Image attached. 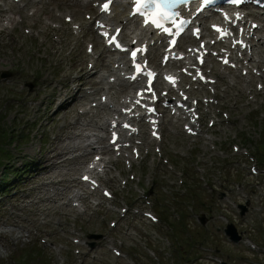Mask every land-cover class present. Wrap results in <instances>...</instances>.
I'll return each mask as SVG.
<instances>
[{"label":"rangeland","instance_id":"obj_1","mask_svg":"<svg viewBox=\"0 0 264 264\" xmlns=\"http://www.w3.org/2000/svg\"><path fill=\"white\" fill-rule=\"evenodd\" d=\"M11 2L18 8L24 0H0V8L5 10L0 16V147L3 148L4 143H7L5 152H10V162L0 167V177L5 176L9 180L6 187L0 185V194L5 189L8 191L0 197V264H92L89 254L93 251V254H97V260L93 264H124L127 259L116 257L108 247L113 246L125 251V243L132 246L128 250L130 254L132 251L139 253V264H171L169 260L173 264H219L206 257L207 255L224 259L227 264H264V250H252L243 242L239 245L230 244L222 233L225 223L231 221L239 233L246 237L249 235L253 244L264 247V173H251L248 167L251 165L250 160L247 154L242 153H255L259 137L264 135V88L256 90L259 93L256 99L252 98V94L242 98L235 90L231 91V95H224L225 84H219L218 88L212 85L205 89L206 92L200 93L201 99L204 98L205 102L210 98L213 108L202 106L200 109L203 127L207 129L203 136H223L222 139L212 143L200 136H189L182 128L184 121L171 131L164 130L160 147L164 152L163 157L167 159L155 158V154L150 151L142 160L134 158L128 163L129 160L126 159L119 171L111 166L108 175L103 176L105 180L101 184L113 192L114 198L107 199L98 193L96 197L102 202L101 205L87 208L79 214L68 207L64 210L68 213L66 217L59 215L62 214V209L66 208L64 199L54 203L55 206H60L55 214L50 210L48 215L47 207L42 206L48 205L49 209H52L48 201L38 203L33 210L32 204L36 196L47 192L44 187L38 188V184L45 180L39 179L38 175L41 174L35 173L33 168L39 166L38 156L40 157L48 147L49 132L54 133L52 131L63 125L60 113L56 115V122L50 121L56 106L48 105L49 92L39 88L46 85L45 81L62 77L65 66L79 63L82 57L80 54L84 55L86 52V45H94L96 41L88 34L93 33L90 31L91 26L87 24L90 10H84L77 16L79 22L86 23L84 36L81 35L75 48V41L70 43L74 51L69 54L65 52V60L57 64L56 59L49 57L50 50L44 49L49 40L55 38L53 31L49 30L41 36L38 30H42L44 22H48L56 28L63 27L61 36H71L67 34V28L73 26L72 23L65 21L58 11L56 13L60 19L44 18V22H39L28 17L27 14L31 13L32 9L16 11L15 7H10ZM61 11L63 13L64 9ZM219 71L225 72L224 78L229 83H234L239 73L222 67ZM39 78L42 81H39ZM257 81L260 80L252 81L251 89H256ZM217 90L218 96L211 97V93ZM44 94L46 97L40 110L36 112L35 108H31L28 111L27 107L31 103L37 104L34 100L43 98ZM100 94L96 97L99 98ZM115 100L116 98L111 102ZM92 109L86 114L90 123L84 126V131L103 135L99 142L105 145L107 133L98 126L103 109ZM204 111L207 114H204ZM223 114H227L229 118L222 124H215L214 127L209 125L210 120L224 117ZM141 131L143 140L146 141L148 129L145 126ZM16 134H19L17 138L10 136ZM139 140L136 139L137 142ZM74 141L85 143V140L80 138ZM260 142L264 143V138ZM14 143L22 146L20 152H15V158L11 155L15 150L9 146ZM233 143L240 149L238 152L232 148ZM134 146L141 153L146 151L137 143ZM154 146L155 144L151 145V148ZM127 151L130 152V147ZM93 154L95 152L89 149L83 163H69L57 171L60 170L68 180L74 178L78 182L82 164L90 160ZM255 157L258 158L257 155ZM166 160L167 162H164ZM78 166L80 169H77ZM16 168L20 169V174L14 176ZM190 175H193V179ZM32 178L37 179L36 182L27 184ZM187 179L189 190L186 185L184 187ZM146 190L152 196L140 198V192L145 193ZM245 200L249 201V206L244 215H240L237 203H243ZM111 202L116 205L115 213L108 209L107 204ZM125 203L130 208L121 221L118 220L121 215L118 210L120 207H126ZM13 204L18 206L15 208L19 213L16 224L7 220L8 214L14 211ZM159 206L161 217L157 213ZM138 207L156 211L154 214L158 217V222L146 220L142 214L139 219L134 214ZM202 213L204 224L198 219ZM22 218H26V221ZM57 219L61 223L65 219L68 221L65 230H53L52 223ZM110 220L116 222L117 228L109 225ZM128 222L135 224L136 230H132L134 234L124 231V228L130 225ZM162 222L168 226L171 233L165 231L166 227ZM174 230L181 231L182 235ZM93 232L104 233L106 236L103 251L91 250L88 246L79 244L84 238L89 241L87 236ZM164 232L168 235V240L164 237ZM71 238L77 239L78 242H72ZM46 240L58 245L60 251L55 253L49 249L50 246L45 244ZM201 244L208 245L211 251L200 250L198 245ZM151 251L160 256L159 263V258L151 256ZM164 253L166 255H163ZM198 255L201 258L198 259ZM169 256V260H166ZM131 257L133 256H128L129 264H133Z\"/></svg>","mask_w":264,"mask_h":264},{"label":"bare ground","instance_id":"obj_2","mask_svg":"<svg viewBox=\"0 0 264 264\" xmlns=\"http://www.w3.org/2000/svg\"><path fill=\"white\" fill-rule=\"evenodd\" d=\"M75 1L77 2L78 0H75ZM63 2H64V0H63ZM30 4L34 7V11L32 12L30 17H33L35 19H40V21H42L41 15H44L48 19L56 18V14H55L54 9L52 7H50L51 0H48V1L40 0V2H38V3L30 2ZM85 6L86 5L82 4V5L74 8V12H75L74 15L80 14L82 12V9L85 8ZM86 8H88L90 10H94L93 7H90V6H86ZM126 9L127 8L123 2L116 0V2L112 5V13L105 16L109 24L112 23L113 25H120V24L123 25V32H122L123 38H125L128 35L127 32L125 31V29H127L130 25H135L136 30L141 29L142 31H145V29L139 28L138 23L134 19H129L126 17ZM83 11H84V9H83ZM0 12H3V9L0 8ZM97 15H99V14H97ZM65 16H68V14H65L64 17ZM254 16H256L258 18L257 14H254ZM196 19H198L199 22L202 24L203 30L207 31L206 25L203 24V22H202L203 16L199 15L198 17H196ZM45 24H46V26H45L46 30L43 31L44 34L50 28L47 23H45ZM82 28L83 27L80 23L78 25L77 29H75L76 31H74L75 35L73 37H76V35H78L81 32ZM140 34H141V32H140ZM146 34H147V32H145V34H143V35L141 34L142 38L145 37ZM133 37H137V36H133ZM133 37L132 38L130 37L129 41H131L133 39ZM151 37H153V34ZM263 37H264L263 34L259 35L256 42H255V39L253 38L252 40L254 42L251 43V47H253V49H256L259 46V42H261V43L263 42ZM184 39L194 40L190 36H186ZM47 46H50V48H51L50 55H49L51 58H58V59H60V61H63L64 60V51L69 49V42H68V40H64V39L59 37L58 40L50 41ZM99 46H100V42L96 40L95 47L99 48ZM103 47L106 48L107 46H105V44L103 43ZM154 51L157 52V47L150 45L149 46V52L146 56L149 58V61L151 62L152 65H155L158 67L159 63H158V60L155 56ZM244 51H246V50H244ZM237 52H238V50L236 51V53ZM110 62L112 65H114V63L119 62V60L116 59L115 57H113V58H111V60L108 61V63H110ZM101 64L102 63L99 60H96L93 63L91 69L86 70L82 67V69L80 70V73L77 75L76 79H70L69 81H65L63 84H61L60 88H58L57 90L51 89V94L54 96H50V100L59 101L57 111H61L63 113V116L65 117V123L59 130L55 131L54 136L49 140V145L45 149L43 156L40 157L41 158L40 161L42 162L43 171L41 172V175H38V178L44 179L46 182H42L39 187H42L44 185H49L52 188L53 194L52 195L41 194V195L36 196L35 200L33 201L34 203L32 204L33 210L35 209V207L38 203L48 201L49 199H59L60 195L66 196V193H68V192L71 193L70 196L69 195L67 196L68 200L70 198H75L74 200L85 202L87 207H91V203L88 202V194L90 193L89 191L84 190L83 192H80L77 189H73V187H75V184H73L71 181H67L65 178H62V177L58 178L56 175H53V171L55 173L60 172V171H56L55 169L66 165V163L70 161L71 157H69L68 154H69V151L71 149V146H69L68 143H65V142L69 137H75V136L79 135L78 133H75L74 131L79 129L80 126L78 124H80V122L78 121V119H79L80 115L81 114L83 115L84 113L83 112L79 113L76 110L77 107L84 104V102L87 101L90 98V96H93V94H96L99 90H101L100 87H95L105 77L104 73H101L100 69L98 68ZM120 65L126 66L127 63H126V61H120L118 63L119 67H115L113 70V73L109 76H115V79H117L118 81H120V82L124 81L127 85H129L130 83L127 80L122 79L119 75V71L121 68ZM242 68H244V67H242ZM209 76L213 77L212 75H209ZM222 78L223 77L221 76L220 79H222ZM245 79L247 81H251L250 77L245 78ZM239 80H244V79L242 78V76H238L237 82H239ZM58 81H60V80H58ZM71 81H77V85L71 86L70 85ZM222 81H224L226 83V81L224 79H222ZM106 83L108 85H111V83H109V81H106ZM52 84H53V81H48V85L53 86ZM246 85L250 86V82H247ZM86 86L93 87L95 89L94 92H91L90 94H87L86 92H84L83 88ZM233 89H238V86L235 83L227 84L225 89H224V92L229 94L230 91ZM106 94L107 93L104 91V93H102L101 95H106ZM98 104L103 105V107H111V104L109 103L108 100L104 101V103H103V102H101V98L98 99ZM121 107H127V106L121 105L119 108L113 107L111 109L113 111L117 110L116 113L118 114ZM71 119H74V120L71 121ZM111 119L114 121L115 118L111 117ZM109 125H110V122L106 123V121H103L101 126H103L104 129L107 130ZM109 138H110V136H109ZM116 143H118V141ZM108 146H105V147H108ZM96 154L99 155V153H95V155ZM38 162H39V160H38ZM103 162H105V161H103ZM85 173H88V172L85 171L81 175H83ZM58 176H61V174L58 173ZM34 178H36V176ZM81 183H82V185L84 184L83 182H81ZM57 185H62L64 188L61 191H59L56 187ZM70 210H74V208L70 207ZM48 211H50V209ZM17 218H19V215L15 212L11 213L8 216V220L11 221L13 224L17 223L16 222Z\"/></svg>","mask_w":264,"mask_h":264},{"label":"water","instance_id":"obj_3","mask_svg":"<svg viewBox=\"0 0 264 264\" xmlns=\"http://www.w3.org/2000/svg\"><path fill=\"white\" fill-rule=\"evenodd\" d=\"M232 230L233 229L231 228V229L228 230V232L231 234V236L235 237V232H234V230L233 231Z\"/></svg>","mask_w":264,"mask_h":264}]
</instances>
